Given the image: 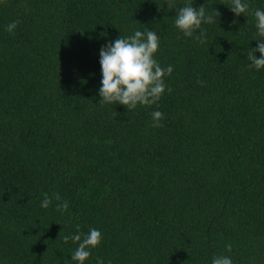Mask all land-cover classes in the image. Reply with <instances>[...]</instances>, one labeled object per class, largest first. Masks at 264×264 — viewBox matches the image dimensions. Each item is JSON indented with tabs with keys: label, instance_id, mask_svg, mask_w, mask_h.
<instances>
[{
	"label": "trees",
	"instance_id": "obj_1",
	"mask_svg": "<svg viewBox=\"0 0 264 264\" xmlns=\"http://www.w3.org/2000/svg\"><path fill=\"white\" fill-rule=\"evenodd\" d=\"M242 3L0 0V264H79L64 237L92 228L84 264H264V68L247 58L264 0ZM189 4L214 17L193 37L175 26ZM137 30L173 67L164 93L100 103L101 48Z\"/></svg>",
	"mask_w": 264,
	"mask_h": 264
},
{
	"label": "clouds",
	"instance_id": "obj_2",
	"mask_svg": "<svg viewBox=\"0 0 264 264\" xmlns=\"http://www.w3.org/2000/svg\"><path fill=\"white\" fill-rule=\"evenodd\" d=\"M247 7V4L242 3V0H232L230 10L239 16L246 12ZM219 15V12L216 11V16ZM254 16L258 35L264 37V10H255ZM202 22L213 23L214 17L206 15L204 6L197 9L193 7V4H189L179 9L175 26L185 36L193 37L194 32L201 28ZM19 23V20L11 21L6 30L13 33ZM203 36L204 33L201 32L200 36L195 38L204 42ZM159 40L155 31L141 32L137 30L134 35L128 38L120 37L101 48L100 103L120 104L128 110H132L138 104L148 106L160 100L166 87L163 77L171 75L173 67L169 65L167 68H162L154 59L159 48ZM257 51L260 53L259 58L255 54ZM247 58L252 62L251 67L257 70L264 68V41H258V48L250 51ZM168 91L170 93L171 89L169 88ZM163 118V113L154 111L152 113L153 127H160L159 122ZM53 199L60 201L56 205L57 211H67L69 204L66 200L61 199L59 193H54L51 197L45 193L41 207L48 208ZM69 239L74 243L78 242V247L71 259L79 264H84L91 255L89 249L95 248L101 243L102 234L99 230L92 228L87 235L83 236V239L79 232L72 236H65L64 242L67 243ZM226 248L229 252L231 251V245H226ZM98 264H103V262L98 261ZM212 264H232V259L229 256H215Z\"/></svg>",
	"mask_w": 264,
	"mask_h": 264
}]
</instances>
